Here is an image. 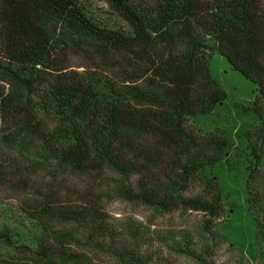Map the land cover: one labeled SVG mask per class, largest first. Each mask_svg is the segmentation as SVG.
I'll return each instance as SVG.
<instances>
[{
	"label": "trees",
	"instance_id": "1",
	"mask_svg": "<svg viewBox=\"0 0 264 264\" xmlns=\"http://www.w3.org/2000/svg\"><path fill=\"white\" fill-rule=\"evenodd\" d=\"M102 1L121 25L98 20L92 0H0V264H217L227 217L210 169L229 144L188 125L225 100L213 54L256 86L246 186L264 259V0ZM88 52L98 71L73 69L69 54ZM108 191L201 214L213 245L117 220Z\"/></svg>",
	"mask_w": 264,
	"mask_h": 264
},
{
	"label": "rangeland",
	"instance_id": "2",
	"mask_svg": "<svg viewBox=\"0 0 264 264\" xmlns=\"http://www.w3.org/2000/svg\"><path fill=\"white\" fill-rule=\"evenodd\" d=\"M91 4L98 20L107 25H121L115 12L107 3L102 0H92ZM97 60V56L92 52L69 54L70 65L78 71H83V68L96 70L99 68ZM110 66L111 64L108 67ZM103 72L110 73L111 71L103 69ZM210 72L212 78L224 91L225 100L217 105L211 114L196 116L188 122V125L194 126L202 134L219 131L229 144L224 160L210 169L217 181L225 207L224 216L227 217L218 226V230H215V234H212V239L217 240L216 262L217 264H264V259L259 257L261 244L257 238L255 217L250 211L246 186L249 177L247 168L250 161H254L247 156L249 148L247 134L260 123L259 117L253 110L256 86L239 72L233 71L226 59L217 54L211 57ZM114 74H116L115 71ZM5 83V79L0 77V86ZM262 161L264 166V157ZM43 175L42 173L40 176L43 177ZM57 181L66 185L67 179L60 176ZM43 183L46 184V182ZM258 188L264 196V171L258 180ZM109 189L112 188L109 187ZM108 192L105 199L106 208L117 220L123 223L139 224L149 232L156 233L165 239L179 240L187 232L201 250L210 246V237L203 231L201 214L196 212L163 214L146 205L130 204L117 194ZM42 193L44 192H39L36 197L39 198ZM1 196L0 192V204L3 202ZM24 197V200L33 199L31 195H23L22 198ZM262 207L264 212V200ZM221 235L226 239L222 240ZM174 257L175 264H201L186 255L177 254Z\"/></svg>",
	"mask_w": 264,
	"mask_h": 264
}]
</instances>
